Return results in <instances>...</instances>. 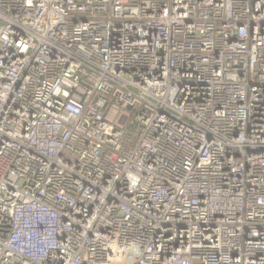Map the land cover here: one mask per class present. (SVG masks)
I'll return each instance as SVG.
<instances>
[{
    "label": "built area",
    "instance_id": "2783aa9c",
    "mask_svg": "<svg viewBox=\"0 0 264 264\" xmlns=\"http://www.w3.org/2000/svg\"><path fill=\"white\" fill-rule=\"evenodd\" d=\"M0 264H264V0H0Z\"/></svg>",
    "mask_w": 264,
    "mask_h": 264
}]
</instances>
